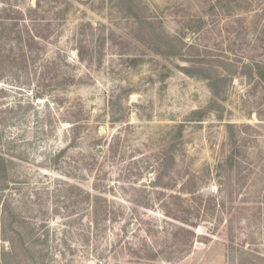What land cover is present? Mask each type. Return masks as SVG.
I'll use <instances>...</instances> for the list:
<instances>
[{
    "label": "rangeland",
    "instance_id": "374dc122",
    "mask_svg": "<svg viewBox=\"0 0 264 264\" xmlns=\"http://www.w3.org/2000/svg\"><path fill=\"white\" fill-rule=\"evenodd\" d=\"M259 70L264 0H0V264H264Z\"/></svg>",
    "mask_w": 264,
    "mask_h": 264
},
{
    "label": "trees",
    "instance_id": "16d2710c",
    "mask_svg": "<svg viewBox=\"0 0 264 264\" xmlns=\"http://www.w3.org/2000/svg\"><path fill=\"white\" fill-rule=\"evenodd\" d=\"M259 77H260V79L261 80H263L264 81V70H259ZM191 235H194L192 232H189Z\"/></svg>",
    "mask_w": 264,
    "mask_h": 264
}]
</instances>
